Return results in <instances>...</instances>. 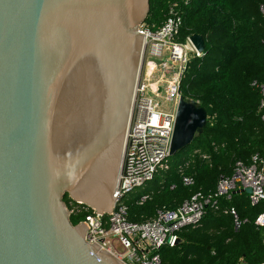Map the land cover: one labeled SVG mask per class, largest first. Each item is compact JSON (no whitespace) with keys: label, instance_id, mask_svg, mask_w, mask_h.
<instances>
[{"label":"water","instance_id":"water-1","mask_svg":"<svg viewBox=\"0 0 264 264\" xmlns=\"http://www.w3.org/2000/svg\"><path fill=\"white\" fill-rule=\"evenodd\" d=\"M148 12L149 0H0V264H123L85 241L63 198L114 207ZM206 124L181 96L169 156Z\"/></svg>","mask_w":264,"mask_h":264},{"label":"trees","instance_id":"trees-1","mask_svg":"<svg viewBox=\"0 0 264 264\" xmlns=\"http://www.w3.org/2000/svg\"><path fill=\"white\" fill-rule=\"evenodd\" d=\"M169 2H176L182 14L178 41L193 34L204 41L202 56L187 64L180 93L206 111L207 124L188 147L168 158L167 169L128 198L130 222L153 218L161 209L174 210L197 194L213 195L219 178L230 176L237 162L249 166L256 157L264 163V0H149L145 23L152 29L166 19ZM184 178L192 183L185 184ZM143 195L149 199L139 205ZM213 200L217 209L209 204L198 227L182 230L173 247L159 250L162 264L264 261V228L254 224L264 213V202L252 206L246 191ZM63 202L69 207L73 201L65 195ZM230 209L242 221L238 233L230 214H224ZM83 219L71 216L70 222L75 226Z\"/></svg>","mask_w":264,"mask_h":264},{"label":"built area","instance_id":"built-area-1","mask_svg":"<svg viewBox=\"0 0 264 264\" xmlns=\"http://www.w3.org/2000/svg\"><path fill=\"white\" fill-rule=\"evenodd\" d=\"M189 1L184 0V4ZM260 11L264 14L263 7ZM181 26L182 14L176 2L168 3L166 19L159 27L152 29L153 26L145 21L139 25L138 30L145 35L146 60L141 83L135 90L134 116L126 135L123 165L114 192L117 199L111 213L99 215L74 202L67 206L70 217L84 216L80 223L88 226L85 241L109 251L123 264H162L159 250L166 245L173 247L182 230L198 227L209 204L217 209L214 197L230 198L232 192L249 191L252 206L264 202V163L254 157L251 165L237 162L230 176H221L213 195L197 194L176 209H161L153 218L143 222L127 219L129 196L168 167L176 110L181 98L180 82L190 59L203 54L197 51L191 36L183 42L178 41ZM260 92L263 107L264 85ZM201 157L207 159L204 155ZM183 181L192 183L186 178ZM148 199L149 195H143L137 203L141 205ZM227 213L232 217L234 233H238L242 224L238 213L234 209L225 210L224 214ZM254 224L264 228V213Z\"/></svg>","mask_w":264,"mask_h":264},{"label":"rangeland","instance_id":"rangeland-1","mask_svg":"<svg viewBox=\"0 0 264 264\" xmlns=\"http://www.w3.org/2000/svg\"><path fill=\"white\" fill-rule=\"evenodd\" d=\"M163 104H164V102H163ZM114 246H115V248H116L118 251H120V248H119V246H118L117 244H115Z\"/></svg>","mask_w":264,"mask_h":264},{"label":"crops","instance_id":"crops-1","mask_svg":"<svg viewBox=\"0 0 264 264\" xmlns=\"http://www.w3.org/2000/svg\"><path fill=\"white\" fill-rule=\"evenodd\" d=\"M143 188H144V187H143ZM143 188H141V189H143ZM139 190H140V189H139ZM137 191H138V190H137ZM137 191H135V192H137ZM135 192H134V193H135ZM134 193H133V194H134ZM131 195H132V194H131ZM131 195H130V196H131ZM130 196H129V197H130Z\"/></svg>","mask_w":264,"mask_h":264}]
</instances>
